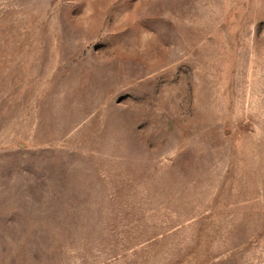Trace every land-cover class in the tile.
Segmentation results:
<instances>
[{
	"label": "rangeland",
	"instance_id": "374dc122",
	"mask_svg": "<svg viewBox=\"0 0 264 264\" xmlns=\"http://www.w3.org/2000/svg\"><path fill=\"white\" fill-rule=\"evenodd\" d=\"M0 264H264V0H0Z\"/></svg>",
	"mask_w": 264,
	"mask_h": 264
}]
</instances>
